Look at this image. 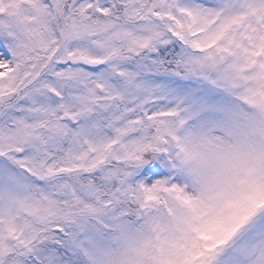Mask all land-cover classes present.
I'll list each match as a JSON object with an SVG mask.
<instances>
[{"label": "snow or ice", "instance_id": "obj_1", "mask_svg": "<svg viewBox=\"0 0 264 264\" xmlns=\"http://www.w3.org/2000/svg\"><path fill=\"white\" fill-rule=\"evenodd\" d=\"M0 264H264V0H0Z\"/></svg>", "mask_w": 264, "mask_h": 264}]
</instances>
